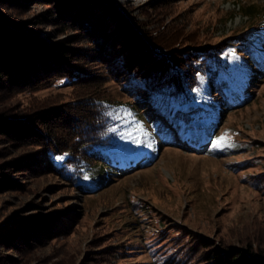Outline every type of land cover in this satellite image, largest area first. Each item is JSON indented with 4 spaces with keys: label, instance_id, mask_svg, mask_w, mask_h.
<instances>
[{
    "label": "rangeland",
    "instance_id": "obj_1",
    "mask_svg": "<svg viewBox=\"0 0 264 264\" xmlns=\"http://www.w3.org/2000/svg\"><path fill=\"white\" fill-rule=\"evenodd\" d=\"M113 3L150 40L168 46L155 48L153 57H160L156 50L179 59L231 44L225 50L230 63L251 69L248 90L222 80L227 100H200L198 112L186 115L187 127L173 118L175 104L169 118L154 123L157 132L124 121L122 136L137 139L135 152L105 151L106 165L94 163L87 177L60 176L46 167L50 146L36 131L79 152L74 119L79 110L87 113L91 97L131 103L138 120L151 114L145 113L150 103L129 95L116 77L123 72L114 69L121 55L133 67L147 57L124 35L114 11H106V1H82L83 15L61 13L52 0L0 6L6 25L65 49L62 60L85 76L66 83L60 77L70 72L49 63L26 81L0 85V115L52 116L46 128L39 119L31 125L11 120L28 127L23 137L0 132V264H226L239 252L264 262V71L254 70L246 54L253 33L264 39V0ZM249 5L254 15H244ZM200 110L210 118L200 119ZM221 137L226 140L218 143Z\"/></svg>",
    "mask_w": 264,
    "mask_h": 264
},
{
    "label": "trees",
    "instance_id": "obj_2",
    "mask_svg": "<svg viewBox=\"0 0 264 264\" xmlns=\"http://www.w3.org/2000/svg\"><path fill=\"white\" fill-rule=\"evenodd\" d=\"M52 1L56 9L61 13L69 14L72 11H78L82 15L84 14V7L82 6L80 10L78 6L85 0ZM92 1L97 4H102L106 1L107 7H104L106 11H114L113 18L118 23L124 24L122 28L124 35L136 42L137 47L140 48L138 50L140 56L145 55L147 57V61H138L135 64L136 66L133 67L127 66L126 57L124 56L123 58L121 55L114 69L117 72L125 74V76L123 74L116 76L124 82L123 88L125 91L134 97L135 100L143 96L150 103V107L145 109V113L148 110V113H152L138 120L134 118L136 116L135 112L138 109L131 103L113 101L108 98L91 97L88 100L89 102L85 103V105H90L87 113L83 115L82 111L79 110V114L74 119L75 125L80 128V131H78L80 136H78L77 140L81 144L79 152L61 149L60 144L54 143L49 134L42 128L41 131H36L35 135H38V138H41L45 144L50 146L47 149L48 164H46V167L60 176L69 179H72L75 175H79L82 178L87 177L91 173L94 163L100 162L106 165L102 155V152L105 151L135 152L133 149L137 145V139L133 137L123 138L122 136V128L126 126L124 121L128 120L133 129L140 127L145 131H153L155 128L153 132H157L154 123L156 120L160 121L169 118L167 109L172 104H175L178 110L174 112L173 118L179 120L184 127H187L190 117L186 115L198 112L200 106L197 103L200 100H210L213 96H219L227 100L225 98V88L221 83L222 80L227 81L237 90H248L251 69L237 70L230 63L225 50H229L231 44L223 47L211 46L207 49L195 50L192 53L186 52L184 53L185 56L179 59L175 56L170 57L169 54H164L163 56L160 54L163 50H156L158 52L156 56H160L156 58L152 56L153 50L155 48L159 49V47L160 49H167L168 46L165 42L150 40L148 33L143 27L139 25L134 26L129 23L114 9L113 0ZM22 2L23 0H0V6L7 7L11 4H20ZM253 8V5L247 6L244 15H254ZM75 14L78 15L80 13ZM247 40H249L248 46L251 48L246 46V54L252 57V62L254 61L252 67L256 71H264V58L262 54L264 39H261L260 32H255ZM64 50L61 47L44 45L38 38L28 36L18 29L9 27L1 19L0 85L3 83V79H7L9 83L14 84L26 81L34 73L48 66L49 63H52L55 67L56 65L63 66L65 70L67 69L70 72V74L60 77L64 82L72 83L80 81L85 77L84 73L80 69H75V67L67 64L65 59L64 61L62 60L65 54ZM60 56L61 58H59ZM140 64L142 65L138 66ZM137 68L141 70L139 71ZM247 94H249L248 91ZM246 100H248V97L244 96L243 100L238 104H243ZM223 102L225 101H221V103ZM186 105H194V110L183 113L181 110ZM131 108L134 109V112L130 111ZM202 112L205 111L200 110V119L210 118L207 112ZM57 114H62V111H58ZM154 115H157V119H152ZM51 118V113L44 114L43 112H37L24 117L0 115V132L14 133L15 136L23 137L22 133L25 131V128L28 130V127L18 129L16 124L10 122L11 120L26 121V123L31 125V122L39 119L40 126L46 128L47 122ZM148 122L152 123V127L147 124ZM53 143L56 147L55 149L51 147ZM239 256L241 257L238 258ZM252 259L247 258V255L239 252L232 254L227 259L226 264H264V262H259L257 259Z\"/></svg>",
    "mask_w": 264,
    "mask_h": 264
},
{
    "label": "snow or ice",
    "instance_id": "obj_3",
    "mask_svg": "<svg viewBox=\"0 0 264 264\" xmlns=\"http://www.w3.org/2000/svg\"><path fill=\"white\" fill-rule=\"evenodd\" d=\"M224 140H226V137H221L220 140L218 141V143L223 142Z\"/></svg>",
    "mask_w": 264,
    "mask_h": 264
}]
</instances>
